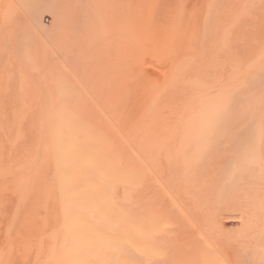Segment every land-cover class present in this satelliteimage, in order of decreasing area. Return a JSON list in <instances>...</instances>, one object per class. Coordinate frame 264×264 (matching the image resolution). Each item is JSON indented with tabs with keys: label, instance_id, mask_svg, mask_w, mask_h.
<instances>
[{
	"label": "bare ground",
	"instance_id": "1",
	"mask_svg": "<svg viewBox=\"0 0 264 264\" xmlns=\"http://www.w3.org/2000/svg\"><path fill=\"white\" fill-rule=\"evenodd\" d=\"M110 1L82 41L34 35L2 60L0 31V264H261L264 0H201L160 42L143 1ZM15 5L0 0V26ZM139 24L174 55L150 64L160 91Z\"/></svg>",
	"mask_w": 264,
	"mask_h": 264
},
{
	"label": "rangeland",
	"instance_id": "2",
	"mask_svg": "<svg viewBox=\"0 0 264 264\" xmlns=\"http://www.w3.org/2000/svg\"><path fill=\"white\" fill-rule=\"evenodd\" d=\"M16 1V5L14 6V10L16 11V13H18V14H14V12H12V13H8V11H9V9L8 10H6V12L2 15L3 16V22H1L2 23V26L4 27H2V26H0V31L1 30H4L5 32H8V33H11L12 34V37H10L9 39H5V43H6V45L4 44V52H3V55H2V60H4V59H6V60H11L12 59V55H14L15 54V52H17V53H21V54H23V51H24V49H25V46L26 45H24V43H30V44H32L31 43V41H34V40H31V39H33V37L32 36H34V39H35V41L37 40V41H39L40 39V42H41V44L42 45H49V42L51 41H53V42H56V41H62V40H66L67 39V36H71V35H69L70 34V32L69 31H71L72 32V36H71V38L73 37V33H74V37H76V39L78 38V36L80 35V37H79V40H80V38H82L83 40L86 38V31H87V29H86V31H82L85 27H87V25H88V27L90 26L89 24H90V22H93V19L95 18L94 17V15L95 16H97V14L98 15H103L102 14V12L105 14V12H106V10H109V11H112L113 10V8L111 9L110 7H108V6H114V2H112V1H110V0H89L90 1V3H89V1L88 0H86V1H84V0H81V3H79V4H81V5H79L78 4V2H80V0H67V3L65 2L66 0H25V1H27V4H26V2L25 1H22L21 0V2H22V4H17V2H18V0H15ZM20 1V0H19ZM44 1V2H43ZM94 1L96 2L97 1V3L98 2H101V4H102V6L100 5V3L98 4V6H92L93 4L94 5H97L96 3H94ZM104 3H103V2ZM143 1V2H142ZM145 1H146V3L148 4H145ZM148 0H141V2H142V6L143 7H145V8H143L142 10H144L145 9V11H142L141 13V16H140V20L139 21H141V19L143 20V21H141V23L143 24V25H146L147 27H155V24L157 25H159L160 23L159 22H162L163 23V20L165 21V23H163V24H160L161 26H162V28L164 27V28H166L167 29V32H165V29H163V30H161V32L163 31L164 33V35H162L163 37L161 38V37H159V36H161V34L159 35V30H160V28L159 27H161L160 25L158 26V37H159V39L160 40H158L159 42L163 39V40H166V39H169V40H174V38L176 39L178 36H177V31H175L176 32V34L175 35H171L170 34V32L168 31L169 30V28H171L170 26H172V24L175 22V21H177V25H180V27H179V30L181 29V30H183V27L184 26H186V24L184 25V23L187 21V18L186 17H189V19H188V23H187V25H193V24H195L196 23V19H197V17L200 15V12L202 11V5H204L202 2H204V0H202V2H199V1H201V0H194L193 2L191 1V0H177V1H180L181 2V4L178 2V4H177V2H176V0H156V2H158V3H156V2H153V1H155V0H150V1H152L153 3H151L150 1H148ZM21 2H19V3H21ZM25 2V3H24ZM31 4V6H28V4L29 3ZM31 2H34V4L32 5V3ZM37 2V3H36ZM41 2H42V4H41ZM53 2V3H52ZM64 2V3H63ZM69 2H71V3H69ZM82 2H85L84 4H86L87 2V4L86 5H84ZM107 2H111L112 4H110L109 5V3H107ZM176 2V3H175ZM192 2V3H191ZM60 3H62V4H60ZM77 3V4H76ZM92 3V5H90ZM150 3V4H149ZM25 4V5H24ZM29 4V5H30ZM36 4V5H35ZM60 4V5H59ZM66 4H68V6L66 5ZM74 4V5H73ZM88 4H89V7H88ZM104 4V5H103ZM106 4H108V6H106ZM153 4V5H152ZM176 4L178 5V6H176ZM180 4V5H179ZM191 4V5H190ZM35 5V6H34ZM43 6V9L40 7V6ZM53 5V6H52ZM59 5V6H58ZM150 5H152V7H150ZM168 5V6H167ZM183 5H184V7H183ZM198 5V6H197ZM22 6V7H21ZM24 6V7H23ZM38 6H39V9H38ZM51 6V7H50ZM60 6H61V8H60ZM81 8H80V7ZM87 6V7H86ZM99 6H100V8H99ZM104 6H106V7H104ZM155 6V7H154ZM166 6V7H165ZM172 6V7H171ZM177 8H176V7ZM20 7V8H19ZM58 7V8H57ZM70 7V8H69ZM73 7V8H72ZM97 7L99 8V9H97ZM103 7L106 9H104L105 11H102V12H100V13H98L99 11H100V9L101 10H103ZM170 7H171V10H170ZM189 7V8H188ZM22 8V9H21ZM38 10H37V9ZM48 8H53V9H49L48 10ZM63 8H67L66 10H69L68 12L67 11H64L65 9H63ZM79 8H80V11H79ZM90 8H92V9H90ZM148 8H150V9H148ZM164 8V9H163ZM169 8V9H168ZM184 10H183V9ZM195 8V9H194ZM20 9V10H19ZM31 9H33V10H31ZM35 9V10H34ZM47 9V10H46ZM72 9V11H75L76 12V10H77V12L76 13H72V11L70 12V10ZM88 9V10H87ZM148 9V10H147ZM166 9V10H165ZM173 9V10H172ZM187 9V10H186ZM199 9V10H198ZM21 10H24V12L23 11H21ZM44 10V11H43ZM56 10H57V12L58 13H61V14H59L58 15V13L56 12ZM63 10V11H62ZM82 10H85L83 13V15H82ZM98 10V11H97ZM153 10V11H152ZM156 10H157V13H156ZM162 10H163V12H162ZM177 10V11H176ZM182 10V11H181ZM19 11H21L22 12V14H21V12H19ZM37 14H34V12ZM48 11V12H47ZM79 11V12H78ZM90 12L89 14L88 13H86L87 14V16L89 17V19H87L86 18V20H84L83 18H84V16H85V12ZM92 11V12H91ZM95 11H97L96 13H94ZM166 11H168L167 13H166ZM181 11V12H180ZM188 11H190V12H188ZM143 12H146V13H143ZM147 12H148V14H147ZM152 12V13H151ZM154 12V13H153ZM165 12V14H163ZM175 12V13H174ZM25 13V14H24ZM38 13H39V16H38ZM41 13H43V15L41 14ZM45 13V14H44ZM46 13H47V15H46ZM57 13V16L55 15ZM70 13H72L71 15H69ZM107 13V12H106ZM113 12H111V14H112ZM149 13H150V15H149ZM171 13V14H170ZM172 13H174V14H172ZM176 13H178V14H176ZM181 13H182V15H181ZM185 13H188V15L187 16H185L186 14ZM49 14H50V16H49ZM73 14H75L74 16H76V17H74L73 18ZM92 14V15H91ZM147 14V15H146ZM154 14V15H153ZM156 14H157V16H156ZM161 14H163V15H161ZM168 14V15H167ZM179 15L180 14V16L183 18V19H180L179 21H180V24H178L179 23V21H178V19L177 20H175V18L174 17H176V16H174L173 17V15ZM15 15H17V16H15ZM61 15V16H60ZM159 15H161L160 17H159ZM170 15H172V16H170ZM192 15H193V17H192ZM34 17V19H33V17ZM55 16V17H54ZM79 18H78V17ZM66 17V18H65ZM68 17V18H67ZM148 18V19H146V18ZM152 17V18H151ZM162 17V18H161ZM166 17V18H165ZM170 17V18H169ZM174 19H172V18ZM181 17H178V18H181ZM190 17H191V19H190ZM44 18V20H43V22H45V24L43 23L42 25L41 24H39V23H41V22H39V21H42L41 19H43ZM53 18V19H52ZM57 18V19H56ZM58 18H59V20H58ZM61 18V19H60ZM62 18H64L63 20L65 21H63L62 20ZM75 18L76 19H78V23L76 22V21H74L75 20ZM144 18V19H143ZM151 20H153L152 22L154 23V25H151V26H148L149 24H150V19ZM158 18H161L160 20H157ZM164 18V19H163ZM177 18V17H176ZM32 21H30V20ZM56 19V20H55ZM72 19H73V21H72ZM80 19H82V21L80 22ZM91 19V20H90ZM145 19H146V21H145ZM171 19V20H170ZM186 19V20H185ZM193 19V20H192ZM69 20V21H68ZM111 20V23H112V19H110ZM155 20H157L156 22H155ZM168 20H170V22H167ZM173 20V21H172ZM182 20L184 21L185 20V22H182ZM49 21V22H48ZM55 21H56V23H55ZM57 21H59V23L57 22ZM87 21V25L85 24V22ZM109 21V20H108ZM150 21V22H149ZM34 22V23H33ZM39 22V23H38ZM54 22V23H53ZM144 22H146V23H144ZM149 22V24H147ZM152 22H151V24H152ZM158 22V23H157ZM182 22V23H181ZM190 22V23H189ZM193 24H192V23ZM29 23V24H28ZM35 23H36V25H35ZM61 23V24H60ZM68 25L67 27H69V28H71V29H69V28H67V27H65V25L66 24ZM74 24L72 27H74V28H72L71 27V24ZM82 23H83V25H82ZM110 23V24H111ZM113 23H114V21H113ZM140 23V22H139ZM172 23V24H171ZM51 24V25H50ZM65 24V25H64ZM79 24H81V26L79 25V27H82V29L80 28V32H79V27L77 28V26ZM142 24H139V27H140V30H141V32H140V37H142V42H144L143 44H146V43H149V44H147L148 46H147V49L149 50V52L150 53H148V50L146 49V45L144 46V45H142V49L143 50H141V54H140V57L142 56V57H144V60H143V58L141 57V62H140V70L142 71V73L145 75V76H147L146 78H144L145 79V81L147 80V78H148V81H144L145 83H146V85H150V86H152V88H154V89H156V90H159L160 91V88H162L163 87V85H164V83H163V80L161 79V77L163 78V76H159V72L157 71V70H159L160 71V69H155V68H158L159 66L158 65H162V64H165V62L167 61V60H165V59H169L170 60V55H172L171 54V52H169V54H167V51L165 52V53H163L164 52V50L162 49V47H164L163 45H159V48H157L158 47V44L156 43V42H158L155 38H154V34H155V31H154V29L152 30L151 29V31H153V33H152V35L150 34L151 33V31H149V32H147V27H145L144 29H143V25ZM170 24V25H169ZM174 24H176V23H174ZM33 25V26H32ZM38 25V26H37ZM41 25V26H40ZM62 25V26H61ZM164 25V26H163ZM30 26H31V28H30ZM50 26V28H48ZM60 26V27H59ZM64 26V27H63ZM85 26V27H84ZM166 26V27H165ZM169 26V27H168ZM84 27V28H83ZM168 27V28H167ZM63 28V29H62ZM60 29V30H59ZM69 31H68V30ZM75 29V30H74ZM76 29H77V31H78V36L76 35L75 36V33H77V31H76ZM186 29V28H185ZM51 30V31H50ZM52 30H54V31H52ZM56 30H58V31H56ZM63 30V31H62ZM64 30L65 31H67V32H69L68 33V35L66 34L65 35V33L66 32H64ZM73 30H74V32H73ZM85 30V29H84ZM76 31V32H75ZM81 31H82V33H81ZM145 31L147 32V34L145 33ZM54 32V33H53ZM55 32H57V33H59V32H64L63 34V36L65 37H63V36H61L60 34H59V36H56V34H55ZM183 32H185V31H183ZM183 32H182V34H183ZM1 33H3V32H1ZM0 33V34H1ZM6 34V36H8L9 34ZM33 33H35V34H33ZM49 33V34H48ZM84 33V34H83ZM165 33H166V35L167 36H165ZM167 33H169V34H167ZM4 34V33H3ZM81 34H82V37H81ZM144 34V35H143ZM157 34V33H156ZM156 34H155V36H156ZM23 35V36H22ZM38 37H37V36ZM39 35H40V37H39ZM83 35H85V36H83ZM147 35V36H146ZM4 36V35H3ZM2 36V37H3ZM22 36V37H21ZM150 38H149V37ZM153 38H152V37ZM157 36H156V38H157ZM174 36V37H173ZM177 36V37H176ZM27 39H25V38ZM62 37V38H61ZM147 37L149 38V39H147ZM180 37V36H179ZM20 38H22V39H20ZM23 38H24V40H23ZM30 38V39H29ZM40 38V39H39ZM59 39V40H57V39ZM60 38H61V40H60ZM71 38H69L68 39V42H70L71 40H76V39H71ZM43 39V40H42ZM82 39L80 40V41H82ZM147 39V40H146ZM154 39L156 40V44H154L153 42H154ZM178 39V38H177ZM23 40V41H22ZM78 40V41H79ZM153 40V41H152ZM162 40V41H163ZM0 41H2V40H0ZM67 41V40H66ZM147 41V42H146ZM150 41H152V43L154 44V45H151L152 43L150 42ZM39 42V43H40ZM47 42H48V44H47ZM51 42H50V44H51ZM146 42V43H145ZM36 43V42H35ZM34 43V44H35ZM45 43V44H44ZM151 43V44H150ZM38 45H40V44H38ZM153 48V50H155V49H157V50H159V52L157 51V54L155 53V51L153 52L154 53V56H153V54H152V51H151V49ZM149 48H151V49H149ZM155 48V49H154ZM145 49V50H144ZM160 49H161V51H160ZM147 51V52H146ZM163 51V52H162ZM162 53H163V55H162ZM145 54H149V56H152V57H154V58H152V57H147V55L145 56ZM144 55V56H143ZM161 55V56H160ZM167 55V57H165ZM158 57L159 59L156 61L155 59H156V57ZM168 56H170L169 58H168ZM172 56H174V55H172ZM152 58V59H151ZM163 59V62H162V60L161 61H159L160 59ZM146 59V60H145ZM151 60V61H147V60ZM155 60V61H154ZM169 60H168V62H166V64H165V66L164 67H166V70H167V68H168V63H169ZM145 63V64H142V63ZM150 62V63H149ZM161 62H162V64H161ZM158 63V64H157ZM150 64H156V65H154L155 66V68L153 67V65H151L150 66ZM168 64V65H167ZM143 65H145L144 67H143ZM148 65V66H147ZM156 66H158V67H156ZM150 67V68H149ZM154 68V69H152V68ZM164 67H163V65H162V68L164 69ZM147 68H149V69H147ZM151 69L154 71V73L156 74V72H158L157 74H156V76L158 75L159 77L157 78V77H155V74L152 72V73H148V71L150 70L151 71ZM41 70H43V69H41ZM165 70V69H164ZM166 70H165V72H166ZM140 71V72H141ZM149 71V72H150ZM161 72V75H163L165 72L163 71V73H162V70L160 71ZM141 73V74H142ZM153 74H154V76H153ZM149 75H152V76H150L149 77ZM149 78H150V80H149ZM156 78L157 79H159V81H157L156 80ZM156 80V81H155ZM162 80V82L161 83H159L160 81ZM153 81V82H152ZM144 82L142 81V83L144 84ZM148 82V83H147ZM141 83V84H142ZM155 85H154V84ZM159 83V84H158ZM157 85V86H156ZM143 85H140V87H142ZM161 86V87H160ZM162 94V93H161ZM160 94V96L163 98V95H161ZM159 96V95H158ZM161 98V99H162ZM158 100H160L159 99V97H158ZM173 105H170V108L171 109H173L174 107H172ZM236 227H233L232 228V231H233V229H235Z\"/></svg>",
	"mask_w": 264,
	"mask_h": 264
},
{
	"label": "snow or ice",
	"instance_id": "3",
	"mask_svg": "<svg viewBox=\"0 0 264 264\" xmlns=\"http://www.w3.org/2000/svg\"><path fill=\"white\" fill-rule=\"evenodd\" d=\"M261 264H264V260L261 261Z\"/></svg>",
	"mask_w": 264,
	"mask_h": 264
}]
</instances>
